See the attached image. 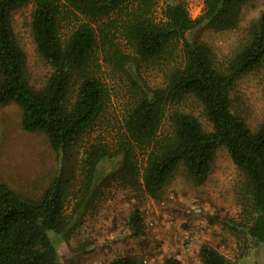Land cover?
Listing matches in <instances>:
<instances>
[{
  "label": "trees",
  "instance_id": "trees-1",
  "mask_svg": "<svg viewBox=\"0 0 264 264\" xmlns=\"http://www.w3.org/2000/svg\"><path fill=\"white\" fill-rule=\"evenodd\" d=\"M248 1L204 0L193 19L181 0H172L157 19L151 0H0V106L16 105L22 128L45 135L57 162L37 199L0 182V264H60L58 245L72 237L106 182L158 199L181 167L188 182L203 185L220 148L242 175L237 197L244 219L229 221L231 230H243L264 247V120L249 126L236 91L244 76L264 65V8L223 62L193 37L200 28L238 29ZM28 5L36 54L49 69L39 87L30 82L12 26L13 13ZM100 60L128 81V107L114 142L97 133L110 98L96 73ZM156 60L167 66L163 85L152 88L141 83L138 69ZM187 97L199 102L211 130L176 107ZM76 171L80 180L69 204ZM127 224L133 237L144 235L140 209L131 211ZM198 257L201 264H232L208 244ZM109 264L145 262L117 256ZM162 264L182 263L169 257Z\"/></svg>",
  "mask_w": 264,
  "mask_h": 264
},
{
  "label": "rangeland",
  "instance_id": "rangeland-1",
  "mask_svg": "<svg viewBox=\"0 0 264 264\" xmlns=\"http://www.w3.org/2000/svg\"><path fill=\"white\" fill-rule=\"evenodd\" d=\"M172 0H151V11L157 19ZM190 15L200 16L204 0H181ZM264 0H249L241 24L234 31L214 32L196 29L193 37L209 44L219 62L225 61L245 40L247 28L257 20ZM33 6L28 5L12 15V26L18 42L27 55L28 75L32 85L39 87L49 69L36 54L30 22ZM124 51L127 48L120 39ZM96 71L109 88V103L98 132L105 142H114L129 102L128 81L100 62ZM166 61L139 64L141 83L156 88L163 85ZM240 97L237 109L252 129L264 120V65L244 76L237 84ZM196 116L206 130L211 125L193 97L176 106ZM168 124L164 122V129ZM96 133V134H97ZM95 134V135H96ZM109 171L107 164L103 165ZM57 162L45 135L28 133L21 125V110L14 104L0 106V182L31 199L40 197L51 182ZM79 171L69 188L70 202L77 191ZM242 175L225 148L216 153L207 181L195 186L179 168L158 199L141 191L123 188L117 182H106L102 195L87 211L80 226L67 242L58 245L60 264H109L117 256L142 258L145 264H162L166 258H178L182 264H201L198 251L211 245L232 264H264V247L243 230L232 231L230 223L244 219L238 203V187ZM144 215L145 232L140 238L129 232L128 217L132 210Z\"/></svg>",
  "mask_w": 264,
  "mask_h": 264
}]
</instances>
